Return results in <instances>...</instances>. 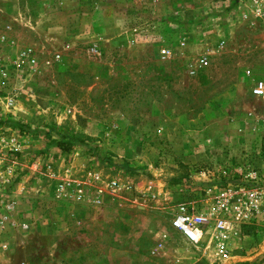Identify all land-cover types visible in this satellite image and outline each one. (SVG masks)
<instances>
[{"label": "rangeland", "instance_id": "374dc122", "mask_svg": "<svg viewBox=\"0 0 264 264\" xmlns=\"http://www.w3.org/2000/svg\"><path fill=\"white\" fill-rule=\"evenodd\" d=\"M259 80L264 0H0V264H264Z\"/></svg>", "mask_w": 264, "mask_h": 264}, {"label": "built area", "instance_id": "2783aa9c", "mask_svg": "<svg viewBox=\"0 0 264 264\" xmlns=\"http://www.w3.org/2000/svg\"><path fill=\"white\" fill-rule=\"evenodd\" d=\"M35 61V58L31 59V62ZM252 92L255 96H263L264 82L257 81ZM260 128L264 133V120ZM93 177L99 179L97 174H93ZM251 177L256 178V172H252ZM110 185L113 190H117V182H112ZM231 198V195L226 194L218 202L213 237L221 236L223 239L232 236L238 237L242 224L264 222V189H254L247 193L241 192L236 201H232ZM209 221L208 215L204 216L194 212L186 204H181L177 207L173 224L189 243L197 245L203 239L206 233L205 224Z\"/></svg>", "mask_w": 264, "mask_h": 264}, {"label": "trees", "instance_id": "16d2710c", "mask_svg": "<svg viewBox=\"0 0 264 264\" xmlns=\"http://www.w3.org/2000/svg\"><path fill=\"white\" fill-rule=\"evenodd\" d=\"M67 143H63V142H60V141H58L57 142V146H59L60 148H62L63 150H65V151H68L69 150V146L68 145H66Z\"/></svg>", "mask_w": 264, "mask_h": 264}]
</instances>
